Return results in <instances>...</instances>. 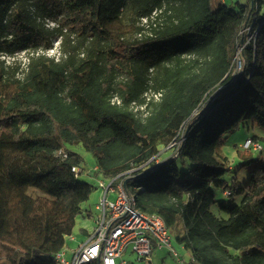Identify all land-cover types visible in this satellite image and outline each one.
<instances>
[{
    "label": "trees",
    "instance_id": "obj_1",
    "mask_svg": "<svg viewBox=\"0 0 264 264\" xmlns=\"http://www.w3.org/2000/svg\"><path fill=\"white\" fill-rule=\"evenodd\" d=\"M263 5L0 0V264H58L96 190L77 146L87 175L183 224L189 264H264V162L212 212L214 188L235 191L225 136L264 128Z\"/></svg>",
    "mask_w": 264,
    "mask_h": 264
},
{
    "label": "rangeland",
    "instance_id": "obj_2",
    "mask_svg": "<svg viewBox=\"0 0 264 264\" xmlns=\"http://www.w3.org/2000/svg\"><path fill=\"white\" fill-rule=\"evenodd\" d=\"M248 1L249 0H212V7L216 10L218 5L225 4L231 9L239 11L240 6L246 5ZM261 14H264V5ZM50 54H54L53 51H51ZM7 60L10 62L17 61L23 65L28 61L25 53L19 54L15 58H7ZM236 60L239 61L238 58ZM237 63L238 66L235 68V73L239 72V62ZM253 137L258 138L257 143L254 144L261 146L262 149L254 150L252 148L248 150L245 148L250 146L247 140ZM254 144L252 143L251 145L253 146ZM71 150L81 154L85 158V172L87 173L88 171V173L91 172L93 174L96 165L92 153L88 152L83 146L71 147ZM220 154L226 157L229 161V170L226 173L224 180L231 185H235V191H233L234 193L232 197H226L221 189L214 188L216 204L213 205L212 212L221 219H228V214L221 211L220 203H234L237 205L242 203L244 198L243 189L250 178L252 170L257 165L256 161L264 162V128L248 122L244 127L229 133L225 136L224 143L220 147ZM246 159H251L254 163L252 165H243ZM86 173L81 176V180L90 183L96 188V190L89 201L84 204V211L77 220L74 234L72 237L68 238V246L65 249L68 253V258L72 257V250L76 249L81 241V229H87L91 232L96 227V219L100 215L97 210V205L101 203L104 196L101 181H104L107 184V181L97 180ZM86 211L90 212V216L87 215ZM169 233L175 249L180 254L189 255V252L184 250L177 241V239L184 234L183 224L180 222L175 227L170 228ZM72 238L75 240L72 241ZM117 261L120 264L121 260L118 259ZM122 261H125L126 264H186L181 263L169 249L165 248L159 250L156 247L153 249L151 260H149L141 257L138 253L133 252L132 246H129L122 257Z\"/></svg>",
    "mask_w": 264,
    "mask_h": 264
},
{
    "label": "built area",
    "instance_id": "obj_3",
    "mask_svg": "<svg viewBox=\"0 0 264 264\" xmlns=\"http://www.w3.org/2000/svg\"><path fill=\"white\" fill-rule=\"evenodd\" d=\"M254 146L261 149L259 145ZM101 187L104 196L99 204L100 218L93 234L71 258L64 251L59 253L56 257L58 264H119L118 259L120 264H126L122 257L129 246L133 252L149 260L154 247L159 250L167 248L179 257L162 217L142 212L134 195L122 182L114 179L106 184L102 181ZM110 195L115 198L109 199Z\"/></svg>",
    "mask_w": 264,
    "mask_h": 264
},
{
    "label": "crops",
    "instance_id": "obj_4",
    "mask_svg": "<svg viewBox=\"0 0 264 264\" xmlns=\"http://www.w3.org/2000/svg\"><path fill=\"white\" fill-rule=\"evenodd\" d=\"M103 192H104V189H103ZM114 199V196L113 195H110L109 196V199ZM97 210L99 211V213H100V210H99V204L97 205ZM87 212V215L88 216H90V212H88V211H86ZM99 218H100V215L98 216V218L96 219V226H97V223H98V221H99ZM96 228V227H95ZM95 228L93 229V231H88L87 229H81V241H80V243H79V245H78V247L76 248V249H74V250H72V252H71V255L73 256V254H74V252L75 251H77V249L82 245V244H84L87 240H88V238L93 234V232H94V230H95ZM75 239L74 238H72V241H74ZM175 248V247H174ZM183 248V247H182ZM184 249V248H183ZM64 252H65V254H66V256L68 257V253H67V251L66 250H64ZM178 252V251H177ZM178 254H179V258H178V260H180V262L181 263H186V264H189V261H190V259H191V254L189 253V255H185V254H180L179 252H178Z\"/></svg>",
    "mask_w": 264,
    "mask_h": 264
}]
</instances>
